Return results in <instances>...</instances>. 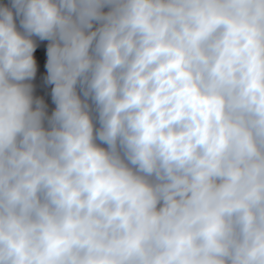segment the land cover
Masks as SVG:
<instances>
[{
  "label": "clouds",
  "instance_id": "obj_1",
  "mask_svg": "<svg viewBox=\"0 0 264 264\" xmlns=\"http://www.w3.org/2000/svg\"><path fill=\"white\" fill-rule=\"evenodd\" d=\"M0 264H264V0H0Z\"/></svg>",
  "mask_w": 264,
  "mask_h": 264
},
{
  "label": "rangeland",
  "instance_id": "obj_2",
  "mask_svg": "<svg viewBox=\"0 0 264 264\" xmlns=\"http://www.w3.org/2000/svg\"><path fill=\"white\" fill-rule=\"evenodd\" d=\"M46 41L45 42H41L40 47L37 49V52L35 53V55L37 56L38 59V75H37V80L34 81V83L40 84L41 83V79H42V74L45 73V69L43 67L44 61L46 60ZM50 89H44V88H38L37 90V95H44L46 102L49 104V108L51 109L52 107H54V105L51 102V97H50Z\"/></svg>",
  "mask_w": 264,
  "mask_h": 264
}]
</instances>
